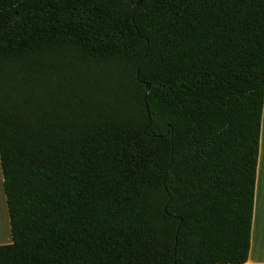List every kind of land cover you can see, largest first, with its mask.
Returning <instances> with one entry per match:
<instances>
[{
    "label": "trees",
    "instance_id": "16d2710c",
    "mask_svg": "<svg viewBox=\"0 0 264 264\" xmlns=\"http://www.w3.org/2000/svg\"><path fill=\"white\" fill-rule=\"evenodd\" d=\"M263 109L264 0H0V264L246 263Z\"/></svg>",
    "mask_w": 264,
    "mask_h": 264
},
{
    "label": "crops",
    "instance_id": "0c3cea01",
    "mask_svg": "<svg viewBox=\"0 0 264 264\" xmlns=\"http://www.w3.org/2000/svg\"><path fill=\"white\" fill-rule=\"evenodd\" d=\"M0 189L3 198L0 206V245L13 242L10 216L4 191V177L0 160ZM244 264H264V109L262 115V129L260 150L258 157L257 178L254 192V210L251 229V246L249 259Z\"/></svg>",
    "mask_w": 264,
    "mask_h": 264
},
{
    "label": "rangeland",
    "instance_id": "374dc122",
    "mask_svg": "<svg viewBox=\"0 0 264 264\" xmlns=\"http://www.w3.org/2000/svg\"><path fill=\"white\" fill-rule=\"evenodd\" d=\"M0 195H1V189H0ZM1 200H3V198L0 196V206L2 205V201ZM0 216H1V213H0Z\"/></svg>",
    "mask_w": 264,
    "mask_h": 264
},
{
    "label": "water",
    "instance_id": "95a60500",
    "mask_svg": "<svg viewBox=\"0 0 264 264\" xmlns=\"http://www.w3.org/2000/svg\"><path fill=\"white\" fill-rule=\"evenodd\" d=\"M141 3V1H139V4ZM147 87H148V89L150 88V84H147Z\"/></svg>",
    "mask_w": 264,
    "mask_h": 264
}]
</instances>
